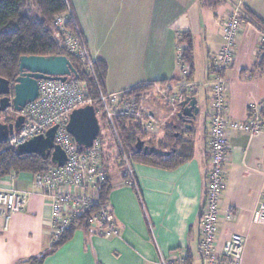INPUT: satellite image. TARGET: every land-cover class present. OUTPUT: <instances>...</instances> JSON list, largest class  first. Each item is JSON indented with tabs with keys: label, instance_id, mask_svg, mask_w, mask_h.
Returning <instances> with one entry per match:
<instances>
[{
	"label": "crops",
	"instance_id": "0c3cea01",
	"mask_svg": "<svg viewBox=\"0 0 264 264\" xmlns=\"http://www.w3.org/2000/svg\"><path fill=\"white\" fill-rule=\"evenodd\" d=\"M68 2L91 58L107 65L104 93L121 94L149 86L139 103L163 127L145 137L146 145L166 144L167 132L172 129L174 139L190 149V159L170 169L131 163L135 187L125 182L120 163L108 159L105 167L111 191L107 205L118 235L104 237L96 229L78 228L43 264H161L179 251L193 264L191 247L196 241L198 252L199 218L209 169L208 64L221 46L223 21L239 6L247 18L239 29L234 63L223 74L227 85L225 115L229 121H246L249 106L264 103V67L259 65L264 30L255 21L264 23V0H222L214 12L203 0ZM182 35L192 44L189 80L179 62L185 46L179 43ZM187 88L193 89L199 108L188 130L176 117L180 95ZM186 133L195 134L185 138ZM228 137L230 151L216 251L220 252L233 234L241 235L246 240L241 264H264V226L251 221L253 212L264 202V134L251 137L230 132ZM0 190L28 194L24 210L12 216L7 231H2L0 220V264H28L53 242L49 199L26 173L0 177ZM230 207L235 216L226 221L223 211Z\"/></svg>",
	"mask_w": 264,
	"mask_h": 264
},
{
	"label": "built area",
	"instance_id": "2783aa9c",
	"mask_svg": "<svg viewBox=\"0 0 264 264\" xmlns=\"http://www.w3.org/2000/svg\"><path fill=\"white\" fill-rule=\"evenodd\" d=\"M243 18H247V15L239 6H235L221 25V46L208 64V74L211 78L210 107L207 114L209 169L206 175L205 199L199 218L198 241V254L202 264H241L245 248V238L233 234L223 244L221 251H216L220 203L225 188L226 164L230 151L229 133H242L251 137L264 134V115L261 112L264 103L249 106L248 118L244 122L229 121L225 115L227 85L223 74L234 63L236 42ZM68 21L72 22L73 28L65 27ZM54 27L67 51L82 63L85 72L97 85L93 69L94 61L71 12L68 10L65 14L56 16ZM263 42L264 39L261 43ZM97 88L99 96L96 109L102 112L103 120L117 142L119 151L117 158L123 166L125 182L135 187L133 166L120 146L114 129V120L124 118L139 122L146 136L155 134L163 127V123L152 112H146L136 100L126 98L124 93L108 95L102 93L98 85ZM192 95L193 89L187 88L183 95H180V100ZM93 103L92 98L88 96L85 82L76 79H67L65 82L40 80L37 98L27 104L20 113L24 117L21 130L7 138L9 146L15 149L29 139L44 135L47 130L57 126L54 144L63 151L66 162L63 167L51 166L44 173L33 176V186L43 191L49 199L53 242L81 214L97 206V188L106 177L105 166L100 158L103 148L101 136L98 135L91 148L80 150L65 130L73 110ZM27 199L26 193L0 190L2 231H7L13 215L24 210ZM223 216L226 221H232L235 210L231 207L227 208L223 211ZM251 221L253 224L264 226V202L260 203L253 212ZM87 225L90 229L98 230L104 237L118 235L107 204L99 206L96 212L90 214ZM161 264H185V255L179 251L163 259Z\"/></svg>",
	"mask_w": 264,
	"mask_h": 264
},
{
	"label": "trees",
	"instance_id": "16d2710c",
	"mask_svg": "<svg viewBox=\"0 0 264 264\" xmlns=\"http://www.w3.org/2000/svg\"><path fill=\"white\" fill-rule=\"evenodd\" d=\"M203 3L214 12L218 9L222 0H203ZM68 10L73 16L68 0H0V78L8 81L10 88H12L14 80L19 75L18 62L21 57L65 56L78 75L76 80L86 83L88 96L92 98L94 102L92 106L96 112V103L99 96L97 85L104 93L103 84L107 76V65L103 60L94 62L96 85L94 80L85 72L82 63L67 51L61 36L54 27V19L56 16L65 14ZM73 20L75 22L74 16ZM255 21L264 30V23L258 19H255ZM65 27L73 28L72 22H66ZM179 43L185 45L179 53V62L185 69L186 79L189 80L193 72L192 44L186 35L180 37ZM260 51L262 56L259 59V65L264 67V42ZM148 90L149 86L141 85L127 90L124 96L133 98L139 103ZM4 113H0V115ZM15 117L5 118L1 123H10ZM114 129L120 146L131 163L155 165L170 169L190 159V149L180 139H174L175 131H172V129L167 132L168 142L157 146L146 145V135H144L139 122L116 118ZM137 140L142 142L143 146L169 152V155L161 156L154 152H137L135 147ZM169 147L172 149L169 150ZM103 152L102 148L100 158L105 166ZM51 166L49 158H42L37 154L19 155L14 148L9 146L8 141H0V177L21 173L34 176L44 173ZM104 171L105 180L98 186L96 192L97 206L81 214L73 224L56 237L47 251L29 259L28 264H43L47 257L71 240L76 229H90L87 225V218L90 214L96 212L99 206L107 204V198L111 191L106 167H104ZM185 264H188V256L185 257Z\"/></svg>",
	"mask_w": 264,
	"mask_h": 264
},
{
	"label": "water",
	"instance_id": "95a60500",
	"mask_svg": "<svg viewBox=\"0 0 264 264\" xmlns=\"http://www.w3.org/2000/svg\"><path fill=\"white\" fill-rule=\"evenodd\" d=\"M18 73L19 75L14 80L12 88H10L8 81L0 78V113L11 111L17 114L10 123L0 122V141L3 142L7 141L8 136L21 130L24 117L20 113L27 104L32 103L37 98L38 81L53 80L65 82L67 79L78 78L71 62L65 56L21 57L18 62ZM198 113L199 108L195 97H185L178 103L176 117L181 123L186 124V128H190V123L196 118ZM56 130L57 126L50 128L44 135L35 136L17 146L15 151L19 155L37 154L42 158H49L52 166L63 167L66 162V156L54 144ZM65 130L80 150L91 148L99 135V123L94 107L86 105L73 110L69 115ZM135 147L137 152H154L161 156L169 155V152L143 146V143L139 140H137Z\"/></svg>",
	"mask_w": 264,
	"mask_h": 264
},
{
	"label": "rangeland",
	"instance_id": "374dc122",
	"mask_svg": "<svg viewBox=\"0 0 264 264\" xmlns=\"http://www.w3.org/2000/svg\"><path fill=\"white\" fill-rule=\"evenodd\" d=\"M96 114H97L96 116H97V119L99 122V133H100V136L103 140V150H104L103 155L105 158L104 161H105V163H107L108 159L113 158L117 163H120V165H121L120 160H118V158H117L118 152H119L118 148H117V142H116L115 138L113 137L110 128L108 127L106 122L103 120L102 112L100 110H98V111H96ZM15 116H16L15 113H13L11 111H6L4 114L0 115V122H3L5 118H12ZM196 117H198V115ZM186 129L188 130L190 128H186ZM193 134H195V133H193ZM193 134L192 133H186L183 135L186 138V137H192ZM170 149H172V148L169 147V150ZM121 168L123 169L122 165H121ZM191 250H192V255H193V262L192 263L193 264H201L200 256H199L197 249H196V241H195V244L192 245Z\"/></svg>",
	"mask_w": 264,
	"mask_h": 264
},
{
	"label": "flooded vegetation",
	"instance_id": "af4514ba",
	"mask_svg": "<svg viewBox=\"0 0 264 264\" xmlns=\"http://www.w3.org/2000/svg\"><path fill=\"white\" fill-rule=\"evenodd\" d=\"M179 121V120H178ZM179 122H181V121H179ZM183 124V123H182ZM183 126H185L186 127V124H183Z\"/></svg>",
	"mask_w": 264,
	"mask_h": 264
}]
</instances>
